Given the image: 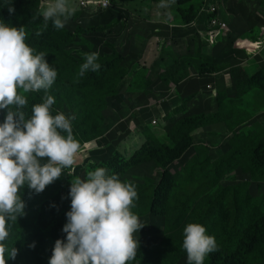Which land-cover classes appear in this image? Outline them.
Returning a JSON list of instances; mask_svg holds the SVG:
<instances>
[{
  "label": "rangeland",
  "instance_id": "obj_1",
  "mask_svg": "<svg viewBox=\"0 0 264 264\" xmlns=\"http://www.w3.org/2000/svg\"><path fill=\"white\" fill-rule=\"evenodd\" d=\"M105 1L104 10H79L71 1L74 15L61 29L43 20L44 0L12 13L0 12L5 23L17 29L23 26L25 43L44 52L46 61L56 67V80L47 90L55 101L52 114L60 111L75 117L72 134L79 143L74 163L41 193L26 186L20 190L24 215L6 221L7 247H15L17 253L6 264H48L54 242L64 239L54 231L70 210V182L86 179L97 167L135 185L137 196L130 210L146 223L134 233L139 242L135 264H186L182 242L188 223L201 224L215 238L216 247L203 264H228L227 255L234 250L248 264H264V228H260L264 160L259 163L264 158V79L235 88L226 78L231 67L256 56L246 70L251 76L258 70L264 74L260 30L264 0ZM88 5L95 7L96 2L89 0ZM197 13L195 19L202 21L196 31L200 38L191 39L193 32L181 27L184 19ZM212 18L226 23L233 35L225 45L222 36L215 44L205 36L206 21ZM94 51L99 52L100 67L115 60L114 53L122 59L91 84L92 79L78 73L84 54ZM119 66L122 71L114 74ZM203 66L207 74H214L207 81L212 93L195 95ZM182 67L184 76L194 75L191 80L197 82L180 89L188 80L181 77ZM99 70L101 77L105 70ZM17 91L28 101L22 108L27 119L45 92ZM4 115L0 110V122ZM190 118L191 123L185 121ZM147 119L159 120L152 126ZM184 137L187 148L166 167L162 165L166 157L153 158ZM139 152L144 153L142 159L153 156L141 161ZM60 197L66 201L54 211L51 222L39 224L43 205ZM243 228L255 235L246 249H240ZM26 237L32 241L24 243ZM40 237L50 245L40 247Z\"/></svg>",
  "mask_w": 264,
  "mask_h": 264
},
{
  "label": "clouds",
  "instance_id": "obj_2",
  "mask_svg": "<svg viewBox=\"0 0 264 264\" xmlns=\"http://www.w3.org/2000/svg\"><path fill=\"white\" fill-rule=\"evenodd\" d=\"M71 1L44 0L40 14L45 23L51 20L56 29L63 28L74 15ZM25 36L23 26L17 29L0 19V110H5L0 122V264L17 253L15 247H7L6 221L24 215L20 190L26 186L41 193L61 177L62 169L74 163L79 148L72 134L75 117L60 111L52 114L55 101L47 90L56 80L57 69L46 61L44 52L25 43ZM98 57V51L85 53L78 75L99 70ZM18 89L45 92L43 102L32 106L27 119L22 111L27 100ZM43 158L46 162L42 163ZM68 196L70 210L61 229L66 235L54 242L48 264H128L135 258L139 242L134 233L146 223L130 210L137 196L133 183L97 167L86 179L77 177L70 182ZM182 247L186 264H203L206 254L216 247L215 238L201 224L188 223Z\"/></svg>",
  "mask_w": 264,
  "mask_h": 264
},
{
  "label": "trees",
  "instance_id": "obj_3",
  "mask_svg": "<svg viewBox=\"0 0 264 264\" xmlns=\"http://www.w3.org/2000/svg\"><path fill=\"white\" fill-rule=\"evenodd\" d=\"M36 2H37V0H0V12L3 13V14L8 12V9H7L8 7H12L14 9V11H16V9L18 7H21L22 9H25L27 6L32 5L33 3H36ZM77 7H78L79 10H82V9L83 10H104L105 9V8L91 7V6H79L78 4H77ZM197 17H198V13H197L196 16H194V17H192L190 19H184L185 22H183V25L181 27V28L186 29L187 31H192L193 32V36L191 37V39L192 38L196 39V35H197L198 39L200 38L196 31H197L198 25H200V23L202 21H199L198 19H195ZM206 28H207V26H206ZM199 29H201L200 26H199ZM227 34H226L227 36L222 37V40L220 41V42L223 41V45L228 43V41L231 39V36H229V32ZM114 55H115V60H113L111 62L104 63V66L100 67L101 71L105 70V73L103 74V76L98 77L97 73L100 72V70H97V71L88 70L83 75L84 78L87 79V80L92 79V81L90 82L91 84H95V83L99 82L102 79V77H104L110 70H112V68L115 65H117L121 61L122 58L118 54L114 53ZM138 56L139 55H137V57ZM203 68L204 69L202 70V73H204V74H202V80H201L202 84L197 85V83H196V87H195V89L193 91V93H195V95H200V94L201 95H203V94L210 95L212 93V91H211L212 85L208 84L207 81H208V79L211 76H214V74L213 73L207 74L206 72H208V69L212 70L213 67L210 65V66L207 67L208 69H206L205 66H203ZM121 71L122 70H121V68L119 66L115 70L114 74H118ZM185 73H186V68L182 67L181 68V72H180L181 77H182V79H188V80H186L181 85L180 88H182L188 82H189V84H193L194 82H197L195 79H194V81L191 80L192 78L195 77L194 75L190 76V77L189 76L186 77V76H184ZM229 73H230L231 83L233 84V87H235V88L240 86L241 84H243L245 82L249 83V82H252L253 80L259 81L260 79H262V80L264 79V74L262 73L261 70H258L252 76H249L238 65L231 67L230 70H229ZM184 77H186V78H184ZM175 82H177V80ZM207 85L211 86L210 89L206 88ZM213 88L215 90V84H214ZM27 103H28V101H27ZM144 120H145V117H143V121ZM185 121H187L188 123L192 122L191 118L190 119H186ZM148 122L151 123V120L147 119L146 123L148 124ZM146 123H144V124H146ZM152 126H154V125H152ZM187 146H188V138L184 137L180 141H178L174 145V147L172 149H169L168 147H164V152H163V154L161 156L160 155H158V156L148 155L145 159H142L144 153L139 152L136 155L138 156V158H141V161L142 160H149V159H151L152 156H153V158L156 161H161L162 157H166V159L162 163L163 167H166L171 161H173L174 159H176L179 156H181L183 154V152L185 151V149L187 148ZM258 147L256 148V150L258 149ZM263 160H264V158H261L259 163H261ZM218 166L219 165H216L215 167H218ZM165 181H167V178H165ZM65 201H66V199H63L62 197H60V198L56 199L55 201H51V202H48L45 205H43V209H42L43 212H42L41 215H39L40 217L38 216V223H39V221H40L41 224L50 223L52 218H53L54 211L57 210L59 207H61L64 204ZM65 223H66V218L60 219L59 224H58L59 229L54 231V234L55 235L58 234L60 238H62V237H64L66 235L65 233H63L61 231L62 226ZM260 228H264V216H262V224H261ZM246 230H247V228L241 229V233H240L239 238L242 241V244L240 246V249H246L248 246L249 247L252 246V242L254 240V236L255 235L250 233V231L247 232ZM245 233H247V235ZM245 240H247V241L245 242ZM22 241L24 243H28V242L30 243L32 241V239L29 238V237H26V238L22 239ZM39 244H40V247H43L45 244L50 245L49 243L46 242V240H43L42 237L39 238ZM240 256L242 257L241 260H240ZM244 258H245V256L240 255L239 250H234L232 253H229V255H227L228 264H233V262L236 259L238 261V264H248L246 261H243ZM229 261H230V263H229ZM128 264H135L134 259L132 261L128 262Z\"/></svg>",
  "mask_w": 264,
  "mask_h": 264
},
{
  "label": "built area",
  "instance_id": "obj_4",
  "mask_svg": "<svg viewBox=\"0 0 264 264\" xmlns=\"http://www.w3.org/2000/svg\"><path fill=\"white\" fill-rule=\"evenodd\" d=\"M81 6H87L89 0H77ZM96 2V7L99 8H106L108 6L107 2L105 0H94ZM214 9H212L213 11ZM206 32L205 36L209 38V43H216L217 38L222 36L224 37L228 33V29L226 26V23L220 21L219 19L212 18L211 20L206 21ZM261 32L264 33V20H263V25L261 27ZM210 85H207L206 88L210 89ZM159 119H154L151 121V124L154 125Z\"/></svg>",
  "mask_w": 264,
  "mask_h": 264
},
{
  "label": "crops",
  "instance_id": "obj_5",
  "mask_svg": "<svg viewBox=\"0 0 264 264\" xmlns=\"http://www.w3.org/2000/svg\"><path fill=\"white\" fill-rule=\"evenodd\" d=\"M262 25H263V23H262ZM228 32H229V36H231V38L233 37V35L230 33V31H229V29H228ZM264 34V33H263ZM228 35V34H227ZM227 35H225V36H227ZM263 37H264V35H263ZM260 38V37H259ZM250 40H253L252 38H250ZM259 52H260V50H259ZM252 59H257V56L255 57V58H246V59H244V60H242L241 62H240V64H238V66L239 67H241L242 68V70L245 72V73H247L249 76H251L248 72H247V70H246V67H249V65L252 63L250 60H252ZM237 66V65H236ZM255 65H253V67H252V70H254L255 69ZM229 72V71H228ZM226 78H228V82L230 83V85H231V78H230V73H229V77H226ZM225 78V80H227ZM185 86V85H184ZM180 89H183V87L182 88H180ZM229 89V87H227V90ZM257 118H258V114H257ZM257 123L259 124V126H263V124L262 123H260L259 121H257ZM262 263V262H261ZM261 263H259V264H261Z\"/></svg>",
  "mask_w": 264,
  "mask_h": 264
},
{
  "label": "bare ground",
  "instance_id": "obj_6",
  "mask_svg": "<svg viewBox=\"0 0 264 264\" xmlns=\"http://www.w3.org/2000/svg\"><path fill=\"white\" fill-rule=\"evenodd\" d=\"M260 44H263L262 40L260 39Z\"/></svg>",
  "mask_w": 264,
  "mask_h": 264
}]
</instances>
